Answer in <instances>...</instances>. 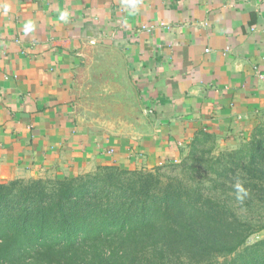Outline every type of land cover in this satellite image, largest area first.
<instances>
[{
	"label": "crops",
	"instance_id": "obj_1",
	"mask_svg": "<svg viewBox=\"0 0 264 264\" xmlns=\"http://www.w3.org/2000/svg\"><path fill=\"white\" fill-rule=\"evenodd\" d=\"M93 40L122 53L138 127L78 111ZM263 75L264 0H0V180L153 168L201 131L235 148L264 123Z\"/></svg>",
	"mask_w": 264,
	"mask_h": 264
},
{
	"label": "trees",
	"instance_id": "obj_2",
	"mask_svg": "<svg viewBox=\"0 0 264 264\" xmlns=\"http://www.w3.org/2000/svg\"><path fill=\"white\" fill-rule=\"evenodd\" d=\"M239 180L244 193H238ZM264 123L179 161L0 180V264H264Z\"/></svg>",
	"mask_w": 264,
	"mask_h": 264
},
{
	"label": "rangeland",
	"instance_id": "obj_3",
	"mask_svg": "<svg viewBox=\"0 0 264 264\" xmlns=\"http://www.w3.org/2000/svg\"><path fill=\"white\" fill-rule=\"evenodd\" d=\"M90 44L76 70L78 111L101 126L138 127L144 112L135 84L121 60L122 53L106 43ZM263 235L264 232L261 237L252 234L248 243L264 238Z\"/></svg>",
	"mask_w": 264,
	"mask_h": 264
},
{
	"label": "clouds",
	"instance_id": "obj_4",
	"mask_svg": "<svg viewBox=\"0 0 264 264\" xmlns=\"http://www.w3.org/2000/svg\"><path fill=\"white\" fill-rule=\"evenodd\" d=\"M66 16L67 13L63 14L62 18H66ZM235 188L237 189L238 193H244L246 195V192L242 187V184L239 182V180H237V182L235 183Z\"/></svg>",
	"mask_w": 264,
	"mask_h": 264
},
{
	"label": "built area",
	"instance_id": "obj_5",
	"mask_svg": "<svg viewBox=\"0 0 264 264\" xmlns=\"http://www.w3.org/2000/svg\"><path fill=\"white\" fill-rule=\"evenodd\" d=\"M95 41L93 40L92 43H94ZM263 78H264V75H263Z\"/></svg>",
	"mask_w": 264,
	"mask_h": 264
}]
</instances>
